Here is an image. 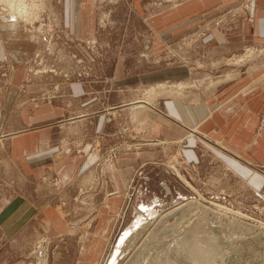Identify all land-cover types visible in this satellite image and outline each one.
<instances>
[{"label":"rangeland","instance_id":"374dc122","mask_svg":"<svg viewBox=\"0 0 264 264\" xmlns=\"http://www.w3.org/2000/svg\"><path fill=\"white\" fill-rule=\"evenodd\" d=\"M258 7L0 0V212L15 208L0 222L28 220L0 264H264V162L248 148L264 145ZM45 131L40 176L17 142ZM104 193L117 203L106 241L51 238L103 224Z\"/></svg>","mask_w":264,"mask_h":264},{"label":"crops","instance_id":"0c3cea01","mask_svg":"<svg viewBox=\"0 0 264 264\" xmlns=\"http://www.w3.org/2000/svg\"><path fill=\"white\" fill-rule=\"evenodd\" d=\"M258 13L259 14L262 13V15H263V16L262 15L259 16L260 18H263V19H261L262 22L259 23V27H260V25L264 26V0H259ZM237 30L243 31V28L241 26H238ZM262 30H264V27H262ZM9 47H12L11 43L4 42L3 38L0 36V60L5 55L4 51L6 49H9V50L11 49ZM76 89H79V88H76ZM171 112H170V114H171ZM57 117H59L61 120L65 119L64 112L59 113L57 115ZM6 119L8 120V118H6ZM2 120H4V118H2ZM252 122H253V120H252ZM8 126H7V128H8ZM10 127L12 128L11 131L15 130L14 127H12V126H10ZM262 128H263L262 126L259 127V131L260 132H262V130H263ZM246 129L250 130V129H248V127H246ZM45 132L46 133L42 132V133L34 134V136H32V139H29V138L25 139L24 143H26V144H24L23 148H21L23 142L20 139L24 138V136L25 137H29V136L28 135L20 136V137H18L19 139H18V142H17L19 144L20 152L22 154H33V155L36 154L35 156L39 155L38 159H35L34 161H29L31 166L28 167V168H29L30 171L33 170V172H35V173L38 171V173H36V174L37 175L40 174V176L43 175L42 172L39 173V171H41V165H42L41 163H39L40 160H42V158L45 157V154H48V156H50L55 151L54 150L55 146L53 144V142H54L53 141V133L52 132L51 133L50 132L47 133V131H45ZM9 134H14L15 135L17 133L9 132ZM29 135L31 136L32 134H29ZM29 140H30V142H29ZM248 148H249L250 152H252L253 155L257 156L259 161L264 162V145L260 144L259 140L258 141H254L251 145L248 146ZM39 152L41 154H43V155L37 154ZM219 154H222V153H219ZM220 157L225 161V163L228 166H230V159L229 158H226L224 155L220 156ZM231 163H232L231 166L234 167L233 169L237 173H239L241 176H243L244 180L247 181L248 184H250V185L252 184V185L256 186L255 178H254V176L251 175L252 173L248 169V167L244 166L243 164H242V166H240L241 164L237 165V164H235L233 162H231ZM93 165H94V163H93ZM90 167L91 166H89L88 168L90 169ZM123 185H126V183L123 184ZM101 197H102V201H105L107 204H106V206H104L105 208H102V210L100 211V217H101L102 220H103V218H104V220H106V217H108L109 218V222H110L113 217L117 216V215H114L117 212V206H116L117 203H116V201H114V203H113V202H111V199H107L108 195L106 193H104L103 196H101ZM101 197H100V199H101ZM10 203H11V201L8 202V205L4 206L5 208H4L3 212L1 211L2 213L0 212V216L11 206ZM108 204H110V206H108ZM33 209L35 210L36 213L32 216V218L36 217L38 214H40L39 210L36 209V207H33ZM40 216L41 215H39V217ZM104 220L102 221L103 224L94 226V228H92L93 225H87V227L85 225V228L84 227H79V226H74V228H72V229L71 228H66L64 231H61V230L60 231H57V230L54 231L53 230L54 236H51V238L53 239V238H55V236L58 237V235H61L62 232H63V233H66V236H62V237H66L67 241L71 240L70 242L80 243V246H81L80 249L81 248L83 249V247L85 248V246L86 247L88 246L89 248H92L94 243L95 244L96 243L99 244L100 242H103V240L106 241V236H107V233L109 231L108 228H110V226H109V224L107 225V223L105 224ZM26 223H28V220L21 227L19 226V228L15 229L13 231V229L16 226H14V227H7V226L3 227L2 226L1 227L3 222L2 223L0 222V231H1V233L3 235V239H4V241H3V243H2V245L0 247V252L5 250V248H6L8 243H10V242L13 243L14 241L17 240V237L19 236L22 228H24V226H26ZM51 223L55 224V221L53 220V221H51ZM52 224L49 223V225H47L48 227H50L48 229L49 232L51 231V229H55V227H51ZM13 225H15V224H13ZM91 228H92V230H91ZM8 231L9 232L13 231L11 234H9L12 237L7 238ZM79 234H82L83 236H82L80 241H77L78 240L77 237H78ZM92 234L95 235V236H92L93 238L90 236ZM91 239H95V241L94 242H89L88 240H91ZM101 246H102V243H101L100 247ZM68 256H69V254H68ZM7 263L8 262H4V264H7ZM85 264H93V263L89 262V263H85Z\"/></svg>","mask_w":264,"mask_h":264},{"label":"bare ground","instance_id":"6f19581e","mask_svg":"<svg viewBox=\"0 0 264 264\" xmlns=\"http://www.w3.org/2000/svg\"><path fill=\"white\" fill-rule=\"evenodd\" d=\"M34 39H37V36L34 37ZM141 107V106H140ZM139 108V107H138ZM14 209V206H11L8 211L6 212L7 215L10 214V212H12V210Z\"/></svg>","mask_w":264,"mask_h":264}]
</instances>
